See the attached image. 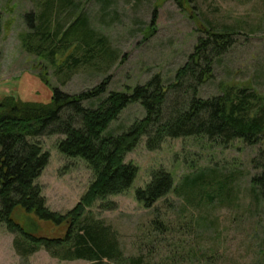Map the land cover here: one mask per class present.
<instances>
[{
    "label": "rangeland",
    "instance_id": "1",
    "mask_svg": "<svg viewBox=\"0 0 264 264\" xmlns=\"http://www.w3.org/2000/svg\"><path fill=\"white\" fill-rule=\"evenodd\" d=\"M91 25L107 36L116 60L107 70L82 68L65 84L54 75L46 59L28 52L22 34L28 30L26 14L39 9L37 0H0V100L15 95L22 100L49 101L52 87L73 93L86 90L109 76L108 89L127 91L159 74L170 81L194 51L203 29L210 23L218 28L237 29L236 43L222 57L216 76L200 95L219 93L225 81L255 88L264 95V0H76ZM71 52L58 55L62 62ZM47 75L50 86L40 78ZM140 102L128 105L109 129L121 133L144 117ZM62 134L41 135L39 141L49 160L36 183L47 206L66 213L80 200L94 178L82 157H69L58 148ZM264 160V142L250 146L235 140L228 146L204 136L167 137L159 148L149 149L146 137L127 152L125 161L138 166L137 176L125 192L98 200L87 214L104 220L116 230L122 259H105L102 264H129L125 258L142 259L143 264H264V196H256L251 177L261 172L253 158ZM206 167L239 173L232 193L224 200L209 202L172 191L154 207L146 208L136 198L152 171L165 168L180 186L187 174ZM189 199V200H188ZM157 207L155 210L154 208ZM169 222L171 231L153 230V219ZM13 217L39 236L61 237L67 225L41 220L35 213L17 207ZM192 219V220H191ZM18 235L0 225V264H94L85 259L68 260L53 256L45 247L22 256L14 240Z\"/></svg>",
    "mask_w": 264,
    "mask_h": 264
},
{
    "label": "trees",
    "instance_id": "2",
    "mask_svg": "<svg viewBox=\"0 0 264 264\" xmlns=\"http://www.w3.org/2000/svg\"><path fill=\"white\" fill-rule=\"evenodd\" d=\"M37 1L39 9L26 14L28 30L22 34V43L28 52L55 66L53 73L62 84L82 68L103 71L111 67L116 51L109 38L79 10L76 0ZM1 30L0 15V34ZM203 32L170 81L155 74L127 91H109L108 76L80 92L69 93L54 86L49 101L22 100L15 95L0 100V225L5 223L18 235L14 243L22 256L43 246L53 256L94 264L124 258L112 225L85 214L98 200L104 208L111 207L107 197L132 186L139 168L132 161L126 162L125 157L143 137L151 150L159 148L167 137L204 136L223 146L235 140L250 146L264 142V95L255 88L222 81L219 93L200 95L202 87L216 76L217 66L235 45L238 33L230 26L218 28L211 23ZM69 50L59 62L58 55ZM46 76L40 79L50 86ZM135 102L145 108L144 117L121 133L110 131L111 123ZM47 134H62L59 150L69 157H82L94 172L80 200L66 213L51 210L36 183L50 155L34 138ZM251 162L262 169L251 177L252 189L256 196H264V160L258 157ZM238 173V168L223 174L206 167L187 174L176 186L173 174L159 168L152 171L145 187L136 189V198L146 208L154 207L172 191L186 198L195 193L200 200L205 194L209 202L224 200L232 193ZM18 206L41 220L66 224V234L39 236L27 230L13 217ZM153 230L164 234L171 228L157 215ZM125 259L129 264H143L140 257Z\"/></svg>",
    "mask_w": 264,
    "mask_h": 264
}]
</instances>
